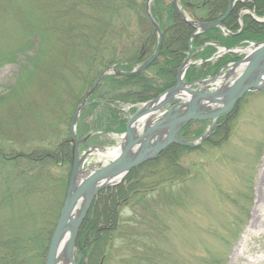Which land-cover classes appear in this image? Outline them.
<instances>
[{
  "label": "trees",
  "instance_id": "obj_1",
  "mask_svg": "<svg viewBox=\"0 0 264 264\" xmlns=\"http://www.w3.org/2000/svg\"><path fill=\"white\" fill-rule=\"evenodd\" d=\"M177 1L182 12L198 22L221 18L229 6V0ZM145 4L146 0H31L27 4L22 0H0V40L12 38L4 27L9 21L14 23L15 36H19L18 41L2 40L0 66L16 62V54L27 46L22 38L29 40L36 35L42 41L33 57L25 56L29 65L21 66L16 84L0 95L2 123L7 126L5 138L17 128L18 136L23 133L33 136V140L42 136L50 141L58 134L57 126L66 124L63 138L54 146L51 142L44 144L39 151L34 148L29 154H8L5 151L10 150L11 138L0 144V168L13 173L4 177L0 187V264L45 263L71 168L72 117L101 72L108 67L132 71L155 51L158 34L146 16ZM241 8L264 16V0H237L222 22L230 34H224L222 27H213L192 37L196 29L179 16L171 0H152L150 13L162 33L157 58L140 74L104 77L77 119V140L93 129L103 134L119 133L122 126L124 130L126 115L121 114L120 105L142 104L168 91L176 84L177 71L189 54L193 64L186 69L184 79L193 83L215 75L224 64L234 61L227 54L209 61L218 46L228 49L246 41H264V23L250 19L243 20L240 33H234L239 28L237 14ZM97 111L100 116H95L97 120L94 117L93 125L81 123L83 117ZM225 120L219 119L212 135ZM89 138L82 139L83 144H93ZM172 150L133 168L117 188L100 190L79 229L75 246L80 237L86 238L82 250L89 249V255L95 250L98 264H103L117 239L122 247L133 244L132 236L125 239L115 235L121 229L117 223L120 204L145 206L159 190L178 206L179 187L182 185L185 192L183 185L189 175L178 170L179 166L173 168L176 155ZM58 166L65 175L60 177L55 172ZM96 262L93 259L87 263Z\"/></svg>",
  "mask_w": 264,
  "mask_h": 264
},
{
  "label": "rangeland",
  "instance_id": "obj_2",
  "mask_svg": "<svg viewBox=\"0 0 264 264\" xmlns=\"http://www.w3.org/2000/svg\"><path fill=\"white\" fill-rule=\"evenodd\" d=\"M30 1L22 0L24 4ZM237 16L239 28L234 31L235 34L243 30L245 19L264 23V16L258 15L253 9L241 8ZM4 27L12 38L4 37L0 40V45L3 44L2 40H19V36H15L14 23L9 21ZM222 29L226 31L223 27ZM21 40H25L24 44L27 46L16 54V62H7L0 66V95L6 94L16 84L21 66L29 65L25 56L33 57L42 45L36 35H31L29 40ZM261 42L246 41L228 49L218 46L215 55L221 52L222 55L227 54L234 58V61L224 64L215 75L195 80L197 83L188 88L209 92L224 82L228 83L237 75V71L225 81L216 79L211 84H202L201 81L216 76L223 77L228 72L229 65L238 62L248 53V50L241 48ZM183 81L185 82L184 76ZM185 94L186 96L180 94L177 100L158 110L157 114L149 116V119L166 113L165 111L175 105L176 108L170 113L185 111L186 104L191 99ZM201 100L202 97L197 102ZM142 104L120 105L121 114L126 115L123 131L103 134V131L93 129L94 131L82 136V139L90 137L88 141L95 143L83 144L81 138L78 140L80 143L77 149L79 159L82 160L79 166L81 172L100 169L114 159L112 156L101 157L99 153H106L105 151L120 146L129 117ZM199 106V110L205 109L203 102ZM219 106L213 104L211 110ZM2 110L1 107L0 144L11 138L10 150L5 151L8 154H29L34 148L39 151L44 144L48 145L50 142L51 146H54L66 134V124L60 123L57 126L58 134L50 141L44 140L42 136L33 140V136L23 133L18 136L20 130L17 128L12 129V135L5 138L7 126L2 123ZM230 114L224 116V126L218 128L214 135L212 134L218 121L212 131V121H193L187 128V124L183 125L176 136L178 143L168 145L154 158L177 147L171 151L172 155H176L172 166L175 169L179 166L178 170H183L189 175L188 181L183 185L185 192L182 185L179 187L181 193L178 196L184 204L177 206L172 198L160 195L159 190L154 192V197H151V200L149 198L145 206H138L134 202L128 205L120 204L117 223L121 229L115 232V235L125 239L128 235L132 236L133 246L122 247L119 245L122 243L117 239L110 252L107 251L109 255L103 264H264V89L248 91ZM86 116L81 119V123L93 125L94 117L99 118L100 113L97 111ZM137 126L141 127L142 124ZM152 145L153 141L150 143V146ZM37 150L35 152H38ZM55 172L60 177L65 175V170L61 167ZM11 174L13 173H8L7 168H0L1 189L2 180ZM123 180L105 189H115ZM93 205L92 202L91 207ZM89 214L90 210L85 219ZM78 243L73 252L75 261L88 264V260L95 259V264H98L100 258H97L95 250L91 255L89 249L82 250L86 248V238L80 237Z\"/></svg>",
  "mask_w": 264,
  "mask_h": 264
},
{
  "label": "water",
  "instance_id": "obj_3",
  "mask_svg": "<svg viewBox=\"0 0 264 264\" xmlns=\"http://www.w3.org/2000/svg\"><path fill=\"white\" fill-rule=\"evenodd\" d=\"M151 1L152 0H146L145 12L149 22L156 29L158 34V43L153 54L132 71L125 72L116 70L114 67H108L101 72L93 86L84 94L72 117L70 125V142L72 143L71 168L66 185L65 198L50 238L44 264H57L59 249L64 237L67 238L64 248L67 264L80 263L76 262L74 259L73 252L75 242L82 222L90 210L95 196L100 190L116 185V183L124 179L131 169L145 161L154 159L168 145L178 143L176 136L183 125L193 121H212L214 122L213 126L210 128L212 131L217 121L221 117L229 115L234 110L237 102L248 91L264 89V42L251 44L250 47H252V49L250 47L241 48L242 50H248V53L238 62L229 65L227 67L228 72L225 73L223 77L216 76L206 81H201L202 84H211L216 79L225 81L233 67L242 66V68L236 70L237 75L232 80L228 83L224 82L220 84L214 91L209 92L204 89L191 90L188 86L195 85L197 82L186 84L183 81L186 69L193 64L192 57L189 54L177 71L176 84L156 98L143 103L140 108L129 117L125 125L122 142L120 146H118V155L115 156L109 164L100 169L81 172L79 166L82 160L79 159L77 149L80 142L76 138L75 131L77 119L85 107L88 98L94 93L107 75L140 74L152 64L159 54L162 33L151 16ZM235 1L236 0H229L228 10L221 18L209 22H198L189 19V17L182 12L177 0H171L179 16L196 29L192 37L213 27H222V22L231 13ZM220 55H222L221 52H218L209 59V61L217 59ZM185 93L191 98L189 103L186 104L187 107L185 111L170 113L176 108L177 105H175L169 111H165L166 118L150 122L149 116L157 114V112H159L158 110L177 100L180 94L186 96ZM201 97L202 100L197 102ZM201 102H203L204 107L208 104H218L220 106L214 110H211L210 106L209 110L202 111L199 110V104ZM138 124H142V126L138 127ZM169 134L172 136L170 139H168ZM154 138V145L150 146ZM138 146H140L139 150L137 148Z\"/></svg>",
  "mask_w": 264,
  "mask_h": 264
},
{
  "label": "bare ground",
  "instance_id": "obj_4",
  "mask_svg": "<svg viewBox=\"0 0 264 264\" xmlns=\"http://www.w3.org/2000/svg\"><path fill=\"white\" fill-rule=\"evenodd\" d=\"M239 68H242V66H237V67H233L232 68V71H231V73L228 75V77H227V79L226 80H228L229 79V77L231 76V75H233V72L234 71H236L237 69H239ZM216 83H218V82H216ZM214 91V90H213ZM206 102H209V101H206ZM210 106L212 107V105L211 104H208L206 107H205V109L204 110H209L210 109ZM235 109V108H234ZM234 111V110H233ZM233 111H232V113H233ZM158 113V112H157ZM231 115V114H230ZM167 116H166V113H164V114H161L160 116H157V117H155L154 119H152V120H150V122L151 121H153V120H159V119H164V118H166ZM199 122H205V121H199ZM169 138L168 139H170V138H172V136H170V134H169V136H168ZM167 139V140H168ZM166 140V141H167ZM154 141H155V138L153 139V143H154ZM138 148V150L140 149V146H138L137 147ZM136 148V149H137ZM149 148H152V147H149ZM118 147H115V148H112V149H109V150H107V151H105L106 153H99V156H101V157H107V156H112V157H115V156H117L118 155ZM104 152V151H103ZM66 237H64L63 238V241L61 242V246H60V249H59V257H58V262H57V264H67V262H66V260H65V255H64V248H65V242H66Z\"/></svg>",
  "mask_w": 264,
  "mask_h": 264
}]
</instances>
